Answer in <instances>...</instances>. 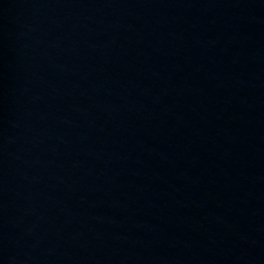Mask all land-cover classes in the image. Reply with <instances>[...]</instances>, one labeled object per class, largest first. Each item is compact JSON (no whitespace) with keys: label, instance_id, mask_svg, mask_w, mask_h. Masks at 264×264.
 Wrapping results in <instances>:
<instances>
[{"label":"water","instance_id":"95a60500","mask_svg":"<svg viewBox=\"0 0 264 264\" xmlns=\"http://www.w3.org/2000/svg\"><path fill=\"white\" fill-rule=\"evenodd\" d=\"M0 264H264V0H0Z\"/></svg>","mask_w":264,"mask_h":264}]
</instances>
